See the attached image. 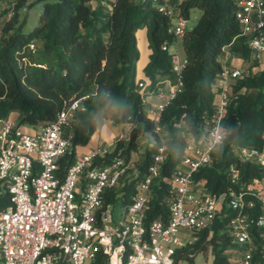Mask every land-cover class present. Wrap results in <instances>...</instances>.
<instances>
[{"label": "trees", "instance_id": "16d2710c", "mask_svg": "<svg viewBox=\"0 0 264 264\" xmlns=\"http://www.w3.org/2000/svg\"><path fill=\"white\" fill-rule=\"evenodd\" d=\"M38 1L43 2L38 23L27 31L29 14L23 10ZM196 6L202 13L182 35L188 57L183 73L185 84L161 112L160 124L168 149L161 178L154 181L147 203V223L169 216L167 179L184 155L187 135L199 133L204 125L203 115L214 109V84L222 67V47L235 38L230 49L253 65L259 63L246 37L238 35L241 27L234 0H183L175 13L188 17ZM9 11L12 14L0 32V118L19 109L24 112L22 121L37 127L51 121L66 99L86 95L85 109L77 110L73 121L72 149L68 148L60 159L63 169L75 160L76 145L88 142L106 118L114 124L135 125L143 121L145 130L153 133L152 103L146 93L156 89L160 75L175 80L171 56L162 48L164 42H172L175 37L169 31L170 18L156 7L154 0H10L3 12ZM145 24L149 27L152 52L145 66L150 84L142 91L136 79L140 55L136 30ZM31 41L38 44L36 51L31 50ZM223 126L229 133L223 145L212 151L211 164L195 173L196 179H206L209 192L239 190L264 173L260 164L236 154L240 146L264 145V68L238 78ZM135 138L136 126L128 140L118 139L115 148L96 162L105 164L118 156L129 160L137 149ZM158 144L153 138L137 166L138 172L132 178H121L110 188L105 194L106 202L119 195L124 203L135 198L138 183ZM231 165L239 170L237 182L232 181ZM9 202V193L2 192L0 208ZM246 210L257 216L260 200L255 197V204ZM227 213L199 230L198 239L183 248L192 253L187 254L189 261H194L210 244L212 264H234L226 250L234 243L228 223L236 210L228 209ZM263 230L252 228L255 257L260 264ZM100 260L108 264L103 257Z\"/></svg>", "mask_w": 264, "mask_h": 264}, {"label": "built area", "instance_id": "2783aa9c", "mask_svg": "<svg viewBox=\"0 0 264 264\" xmlns=\"http://www.w3.org/2000/svg\"><path fill=\"white\" fill-rule=\"evenodd\" d=\"M182 1L154 0L170 18L169 31L175 37L162 44L171 56L175 80L168 75L171 83L164 100L150 108L153 138L159 141L157 151L138 183L135 198L124 203L116 224L112 223L111 202H106L105 194L127 174L132 158L118 156L99 164L96 159L111 151V144H99L76 154L64 169L60 162L72 144L73 121L76 111L85 109L86 95L66 99L56 116L37 126L34 133L9 116L0 118V186L4 187L0 194L7 191L10 195V202L0 208V264H102V257L108 264H183L189 261L187 254H192L183 248L194 243L199 230L211 226L217 216L227 215L228 209L236 210L228 225L239 246V256L232 262L260 264L255 257L252 228L264 229V173L239 190L220 192H209L206 179H196L195 173L213 160L212 151L217 146L210 147L211 133L217 127L224 129L238 78L264 68V0H234L241 27L238 35L246 37L259 63L253 65L230 49L235 38L222 47L214 109L203 115L199 133L187 135L184 155L167 179L169 216L147 223V203L154 181L161 178L168 149L161 112L185 84L188 57L181 52V43L188 17L175 13ZM37 47L35 41L30 42L32 51ZM137 81L142 91L150 84V78ZM124 137L121 134L120 138ZM236 154L257 162L264 172V145L240 146ZM230 175L233 182L238 181L239 170L234 165ZM255 197L260 200L257 216L246 210L255 204ZM262 234L264 264V230Z\"/></svg>", "mask_w": 264, "mask_h": 264}, {"label": "rangeland", "instance_id": "374dc122", "mask_svg": "<svg viewBox=\"0 0 264 264\" xmlns=\"http://www.w3.org/2000/svg\"><path fill=\"white\" fill-rule=\"evenodd\" d=\"M9 4H10V0H0V32H1V28H2V26L4 24V22L12 14V11H9V13H7V14L5 12H3L4 9H6ZM42 7H43V2L42 1H38L31 8H27V9L23 10V11L27 10L28 14H29V20H28V23L25 25V30L29 31L30 29H32L38 23L39 15H40V12L42 10ZM201 11H202L201 8H199L197 6L190 9V14L188 16V23H187V27L188 28H192L195 25V23L197 22L199 16L201 15ZM140 28L146 29L147 38H148V42H147L148 45L147 46L150 49L149 27H148V25L145 24V25L140 26L138 29H140ZM138 29L136 30V34H137ZM138 46H139L140 55H139V58H138L137 61H139L141 59L140 60V64H141V62L143 61V55L141 56V53L144 51V49L146 47V41L143 40L141 35H140V44L138 43ZM181 52L185 53V50H184V47H183L182 43H181ZM149 57H150V54H149ZM239 62H240V60H239ZM147 63L142 68V71H144V72H145V66L147 65ZM137 65H138V63H137ZM137 65H136V79L139 80V72H138ZM151 94H152L151 92H147L146 93V97H148L149 98L148 101L152 103L153 100L150 98ZM163 100H164V97L162 98L161 101H163ZM9 116H10V114H9ZM19 122H20V125L23 127V129H25L26 131H28L30 133H34L36 131V129H37L35 126H33L31 124H28L26 122H23L21 119L19 120ZM105 123H107L108 125H109V123L110 124H114L112 122V120L110 121L109 118H106L104 123L101 126H103ZM116 125H118V124H116ZM116 125L115 126H111V127L109 126V127L111 129L114 128L117 131L120 130L119 125L118 126H116ZM129 130H131V129H129ZM144 130H145L144 122L143 121L138 122L137 123V127H136V138H135V141L137 143V149L132 151V154H131L132 163H131V167L128 169L127 176H124L126 178H132V177L135 176L136 172H138L137 166L143 160L144 153L146 151V148H147L148 144L152 143L153 134L150 132V133L146 134V136L148 137V142H146L145 149H142L143 150L142 152L140 151V149H139V145L140 144H138V142H137V137H138V135L143 136ZM88 143H89V141L86 142V143H78L77 145L86 146ZM69 149H72V144L69 146ZM90 150H88V151H90ZM76 154H77V150H76ZM0 188H4V187L0 186ZM123 207H124V201L120 197V195L115 200L111 201L110 208H111V211H112V217H113L112 223L113 224H116L118 222V220L121 218ZM231 246H233V244L230 245L229 247H231ZM212 260H213L212 246L210 244H208L206 248H204L202 251H200L196 255L194 261H183V264H210L212 262Z\"/></svg>", "mask_w": 264, "mask_h": 264}, {"label": "crops", "instance_id": "0c3cea01", "mask_svg": "<svg viewBox=\"0 0 264 264\" xmlns=\"http://www.w3.org/2000/svg\"><path fill=\"white\" fill-rule=\"evenodd\" d=\"M202 13V11H201ZM200 17V16H199ZM140 35L142 36L143 40L146 41V47L144 51L141 53V56L143 55V61L140 64V60L137 61L138 65V72H139V80L140 79H146L148 80V76L145 74L144 71H142L143 66L150 60L149 54L152 52V48H148V38H147V32L146 29H138L137 31V40L140 44ZM171 79V78H170ZM169 79V76L166 74L160 75L158 77V81L156 84V90L151 91V99L153 100L152 104H157L161 102L162 98L164 97V94H166L170 88L171 80ZM163 91V92H161ZM147 100H149L148 97H146ZM24 112L16 109L13 110L10 113V116L16 123L20 124L19 120L23 118ZM111 121V119H110ZM116 125V124H115ZM114 124L109 125L105 123L103 126L98 127L95 132L92 134L89 143L86 146L77 145L76 150L77 154H81L84 152H87L88 150L98 146L99 144H111V151L115 148L117 140L120 139L121 134H125L126 137H124L125 140H128L131 136V130L134 126L137 127V124H131V123H121L118 124L120 127V130H115L114 128L111 129V126H115ZM116 125V126H118ZM110 126V127H109ZM131 129V130H129ZM98 130V131H97ZM130 131V132H129ZM147 133H150L149 131L144 130L143 136L138 135L137 142L139 145V149L142 152V149H145L146 142H148V137L146 136ZM152 138V137H151ZM143 144V145H142ZM128 172V171H127ZM127 176V174L125 175ZM239 246L235 242L233 243V246L229 247L226 251L230 256L231 261L236 257L239 256L238 249ZM214 257V255H213ZM212 264V262L210 263Z\"/></svg>", "mask_w": 264, "mask_h": 264}, {"label": "clouds", "instance_id": "9594fccd", "mask_svg": "<svg viewBox=\"0 0 264 264\" xmlns=\"http://www.w3.org/2000/svg\"><path fill=\"white\" fill-rule=\"evenodd\" d=\"M113 107H115V105H113ZM228 131L221 128V127H217L212 133H211V137L209 140V144L210 147H216V146H222L223 142L225 141V139L228 136Z\"/></svg>", "mask_w": 264, "mask_h": 264}]
</instances>
